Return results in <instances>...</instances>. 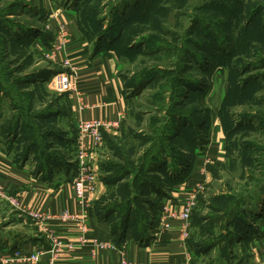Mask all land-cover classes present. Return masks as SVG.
<instances>
[{"label": "rangeland", "instance_id": "rangeland-1", "mask_svg": "<svg viewBox=\"0 0 264 264\" xmlns=\"http://www.w3.org/2000/svg\"><path fill=\"white\" fill-rule=\"evenodd\" d=\"M51 15L119 61L127 113L100 148L98 219L114 239H152L208 108L228 158L192 210L190 264H246L233 239L264 222V0H0V144L45 181L78 173L68 66L44 51ZM14 213L0 202V233L29 231Z\"/></svg>", "mask_w": 264, "mask_h": 264}, {"label": "crops", "instance_id": "crops-1", "mask_svg": "<svg viewBox=\"0 0 264 264\" xmlns=\"http://www.w3.org/2000/svg\"><path fill=\"white\" fill-rule=\"evenodd\" d=\"M74 25L69 20L70 36L59 57H70L75 67V71L67 67L68 72L64 75L65 87L67 85L69 89L75 84L77 94L81 95L72 97L76 93L69 91L75 124L79 100L86 103L82 111L85 118L121 123L127 113V101L123 95L119 61L111 51L94 53V49L81 40V32ZM210 117L206 143L194 150L191 165L183 172V178L172 183L152 239L142 243L128 237L117 243L109 224L97 218L95 202L107 190L103 182H98L96 190L89 192L85 201L79 202L72 187L74 177L52 174L50 181H45L44 176L38 175L39 170H33L31 158L13 159L12 151L0 144V162L10 167L1 178V185L7 198L20 200V207L13 206L7 198L0 199V202L11 206L17 221L29 228V231L20 233L15 230L0 233V264H47L53 257V238L63 242L55 264H122L124 260L133 264H190L191 255L182 232L185 221L171 212L180 213L192 199L197 204L199 197L215 180L217 171L227 162L226 133L221 117L219 113ZM106 131L115 129L110 127ZM100 150L93 155L97 168ZM65 211L73 214L71 220L61 218ZM34 213L47 216L48 231L38 224L39 219ZM81 218L86 219V232L80 228ZM186 229L190 232L191 222ZM100 242H112L116 247L101 249ZM66 243H71L73 248L68 249ZM37 251L42 255L36 262L30 255ZM234 253L243 256L246 264H264V222L254 223L245 238L235 240Z\"/></svg>", "mask_w": 264, "mask_h": 264}, {"label": "built area", "instance_id": "built-area-1", "mask_svg": "<svg viewBox=\"0 0 264 264\" xmlns=\"http://www.w3.org/2000/svg\"><path fill=\"white\" fill-rule=\"evenodd\" d=\"M52 18V19H51ZM48 27L56 28V44H53L51 50L47 52L46 48L44 49L45 55L50 57L51 59L63 64L65 66L70 67L72 71H75V67L72 65L71 59L68 56L59 57V53L64 50L68 43V38L70 36L69 30L67 28V22H64L63 17H58L57 15H51L50 19L47 21ZM56 25V26H55ZM73 94V97H81L80 94H77L75 84H72L68 89ZM85 105V106H84ZM86 108V103L79 100L76 104L75 112L77 114V128H78V135L76 139V148H77V166H78V173L74 176L72 180V187L74 189L75 197L77 201L82 202L86 200L87 194L89 192H93L97 188V181L99 180L98 175V168L93 163L94 154L98 153L100 150L103 141L104 135L103 131L107 128L117 129L120 125V121H105L103 119L98 118H85L82 115L83 109ZM10 170V167L0 162V199H5L6 194L4 191V187L1 185V178L6 175ZM9 202L13 206L20 207V200L12 197L7 198ZM196 205L194 199H192L188 205L184 207L183 211L177 213L174 211L171 214H178V216L185 221V228L183 229V236L184 239H187L189 235V231H187V227L190 225L191 221V213ZM166 210V208H165ZM41 212V211H40ZM34 215L39 219L38 224L43 227L44 230L48 231L46 221L47 216L40 213H34ZM72 215L69 211L63 212L61 218L65 220H71ZM87 217V215H85ZM80 228L83 232L87 231L86 219L81 218ZM53 242L55 243L54 248L52 249L53 257L50 258L47 264H55V258L59 256L60 249L59 246L63 243L61 239L53 238ZM68 249H72L73 245L71 243H66ZM98 245L101 249H115V244L112 242H100ZM42 255L41 251H37L30 255L31 259L34 261H39ZM122 264H133L130 261L124 260Z\"/></svg>", "mask_w": 264, "mask_h": 264}, {"label": "trees", "instance_id": "trees-1", "mask_svg": "<svg viewBox=\"0 0 264 264\" xmlns=\"http://www.w3.org/2000/svg\"><path fill=\"white\" fill-rule=\"evenodd\" d=\"M101 46L100 45H98L93 51H94V53H97V52H99L100 50H101ZM123 90H124V86H123ZM124 95V94H123ZM126 99V98H125ZM127 101V100H126ZM201 112H206L205 110L204 111H201ZM206 115H209L208 116V118L206 119V120H204V124H205V132L203 133L204 134V137H201V136H199V141H200V143H197V144H195V146L193 147V149H192V155H191V159H192V156H193V153H194V150L195 149H197V148H199V147H201V146H203L205 143H206V140H207V133H208V127H209V123H210V116H211V110L210 109H208L207 108V112H206ZM219 115H220V117H221V120H222V114H220L219 113ZM222 123H223V120H222ZM223 126H224V124H223ZM225 129V128H224ZM106 133H108L106 130L105 131H103V135H104V138H105V135H106ZM225 133H226V130H225ZM13 134H11V136H12ZM227 135V134H226ZM227 137V136H226ZM15 142V139L13 138V143ZM226 151H227V148H226ZM25 155H27V154H25ZM227 158H228V154H227ZM29 159V157H27V156H25L24 158H22L21 160H28ZM191 159L188 161V162H184L183 163V165H179L180 167H182L180 170V172L179 173H175V174H172V175H170L169 177H171L172 179H173V183H175L177 180H180L181 178H183V176H184V174H183V172L184 171H187L188 169H189V167H190V163H191ZM17 160H20V159H17ZM39 171H40V169H39ZM53 172V171H52ZM51 172V173H52ZM50 176V175H49ZM200 198V197H199ZM99 202H101L100 201V199H98L96 202H95V204H98ZM161 208H163V205H162V207ZM162 211V210H161ZM96 213V212H95ZM96 216H97V218H98V215L96 214ZM103 221H106V220H103ZM251 231V224H249V223H247V225H246V227L243 229V231L241 232V233H237V235H236V237L233 239V242H235V240H237V239H239V238H245V236H247L248 235V233ZM111 234L112 235H114L115 234V232H114V230L112 231L111 230ZM234 235V234H233ZM127 237V236H126ZM126 237H125V235L122 237V238H119V239H115V241L117 242V243H119V242H121V241H123V240H125L126 239Z\"/></svg>", "mask_w": 264, "mask_h": 264}]
</instances>
